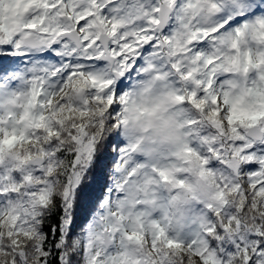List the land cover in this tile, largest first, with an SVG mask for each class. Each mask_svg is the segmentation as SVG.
<instances>
[{
    "label": "clouds",
    "instance_id": "clouds-1",
    "mask_svg": "<svg viewBox=\"0 0 264 264\" xmlns=\"http://www.w3.org/2000/svg\"><path fill=\"white\" fill-rule=\"evenodd\" d=\"M257 232L264 0H0V264H243Z\"/></svg>",
    "mask_w": 264,
    "mask_h": 264
},
{
    "label": "snow or ice",
    "instance_id": "snow-or-ice-1",
    "mask_svg": "<svg viewBox=\"0 0 264 264\" xmlns=\"http://www.w3.org/2000/svg\"><path fill=\"white\" fill-rule=\"evenodd\" d=\"M64 2L67 3L68 0H64ZM84 15L90 16L91 13ZM84 15H75L78 26H83L86 23ZM109 102L111 103V98H109ZM251 239L255 241L252 246H247L241 241L235 242L237 250L241 252L243 264H264V232H257Z\"/></svg>",
    "mask_w": 264,
    "mask_h": 264
}]
</instances>
